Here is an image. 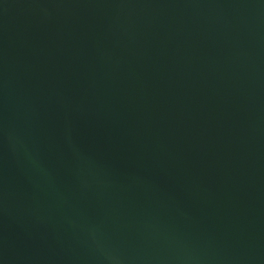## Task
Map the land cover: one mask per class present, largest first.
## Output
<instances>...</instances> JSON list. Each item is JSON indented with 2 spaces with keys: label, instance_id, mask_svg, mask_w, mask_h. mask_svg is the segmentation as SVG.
Segmentation results:
<instances>
[{
  "label": "water",
  "instance_id": "water-1",
  "mask_svg": "<svg viewBox=\"0 0 264 264\" xmlns=\"http://www.w3.org/2000/svg\"><path fill=\"white\" fill-rule=\"evenodd\" d=\"M0 264H264V0H0Z\"/></svg>",
  "mask_w": 264,
  "mask_h": 264
}]
</instances>
